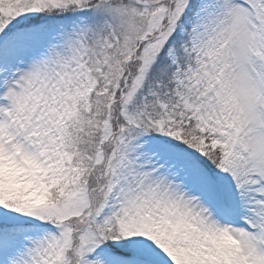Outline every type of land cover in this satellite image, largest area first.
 <instances>
[{
    "label": "snow or ice",
    "instance_id": "1",
    "mask_svg": "<svg viewBox=\"0 0 264 264\" xmlns=\"http://www.w3.org/2000/svg\"><path fill=\"white\" fill-rule=\"evenodd\" d=\"M0 264H264V0H0Z\"/></svg>",
    "mask_w": 264,
    "mask_h": 264
}]
</instances>
